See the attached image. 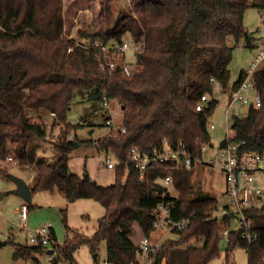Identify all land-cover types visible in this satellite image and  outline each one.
<instances>
[{
    "label": "trees",
    "instance_id": "trees-1",
    "mask_svg": "<svg viewBox=\"0 0 264 264\" xmlns=\"http://www.w3.org/2000/svg\"><path fill=\"white\" fill-rule=\"evenodd\" d=\"M63 1L0 0V158L9 157L8 144L15 143L14 159L26 165L31 140L45 137L41 125L29 122L28 110L53 113L73 130L82 126L67 122L75 92L88 93L90 100L100 99L105 92L121 106V127L126 130L118 138L107 135L95 142L116 159L115 182L102 187L87 176L78 178L69 172L70 153L89 143L75 137H62L53 145L59 156L53 165L43 158L35 162L38 176L30 187L32 193L58 190L68 202L92 199L105 209L93 238L77 235L75 241L67 239L60 259L76 264L72 258L76 247L89 243L95 252L97 245L105 241L108 263L130 264L140 255L131 239L134 224L149 237L154 231V209L162 202H171L170 218H190V224L174 232L178 239L164 242L150 264H209L219 255L223 220L214 215L217 199L188 197L185 188L192 169L173 172L174 186L181 195L170 198L162 197L163 188L157 183L167 173L166 166L151 169L141 180L136 169L126 170L122 164L131 148L149 151L164 139L172 145L184 143L198 158L204 156L203 146L213 150L207 128L218 105L213 98L215 84L231 94L248 75L241 71L230 89L227 87L233 53L227 40L240 39L245 11L254 7L263 12L264 0H132L127 12L116 15L111 12V0H93L91 21L82 23L77 35L98 39L102 44L120 43L129 37L137 48L130 60L129 77L101 70L93 51L76 47L66 52L69 43L64 41ZM244 36L249 47L250 37ZM253 81L261 108L250 106L244 118L230 115L233 136L220 147L235 143L241 152L264 151V65L254 72ZM202 96L208 100L197 109ZM249 215L254 223L250 233L255 240L247 243L240 231H231L225 256L228 259L232 250L240 247L248 255V264H264V225L260 224L264 205ZM224 225L230 227L228 222ZM42 247L19 246L13 258L31 259Z\"/></svg>",
    "mask_w": 264,
    "mask_h": 264
},
{
    "label": "rangeland",
    "instance_id": "rangeland-1",
    "mask_svg": "<svg viewBox=\"0 0 264 264\" xmlns=\"http://www.w3.org/2000/svg\"><path fill=\"white\" fill-rule=\"evenodd\" d=\"M131 1L111 0V12L114 15L127 12ZM90 5L94 8L93 0L63 1L65 17L64 41L69 43L66 50L68 54L76 48L73 41H82L77 35V28L82 23H89L91 21L90 12L92 10ZM263 16L262 10L248 7L244 15L243 35L237 42L232 37L227 40L228 46L233 48L232 60L229 65L230 79L227 86L229 89L237 80L239 73L250 70L260 53L264 52ZM93 17L97 18V13L94 12ZM244 34L250 37L249 47L247 46ZM124 40L130 41L127 36ZM263 65L264 60L257 66L256 70L259 71ZM215 86L213 98L218 101V105L208 119L207 128L210 137V149L213 148L214 150L227 138L233 136V131L230 128L232 120L230 119V115L228 117L225 115L230 92L223 90L218 83ZM87 95L88 93L83 92H75L73 95L70 108L67 112V122L72 125L82 124V126L79 125L73 130L71 129L72 127H65L53 113H47L43 110H28L29 122L41 125L45 129V137L42 140H31L27 149L30 157L26 165L15 166L7 164L3 167L4 169L0 168L6 171V174L0 172V193L3 195V199L0 200V264H31V262L33 263L31 260L33 258L38 264H46L47 250L53 249L52 244L42 247V250L38 253H33L31 259L19 258L14 260L13 258L19 246H33L29 243V240L35 235L33 232L42 227L49 226L53 229L55 240L52 237L51 240L55 242L60 253L62 250L60 246L64 245L67 239L75 241L78 237L77 235L88 240L93 238L98 220L105 214V209L100 203L92 199H78L74 202H68L58 190L31 192V202L26 203L11 193L16 186L8 179V176L11 175L22 179L29 187H33L36 184L38 176L35 162L43 158L48 164L53 165L59 157L53 145L59 143L62 137L69 140L75 137L81 141H89V143L80 146L70 153L68 159L69 172L78 178L87 176L91 182L102 187L109 186L115 182L114 170L98 168L99 163L104 162L106 158L116 162L115 158L112 153L108 152V154H105L104 151L98 149L95 142L109 134L110 128L105 124L106 118L109 115L115 127L120 126L122 109L116 100H110L109 110L103 109L100 99L90 100ZM237 105L235 107H238ZM247 111L246 107L241 108L240 117H246ZM226 129L229 134L226 133ZM15 146V143L8 144L11 152L10 156L13 158H15L13 155ZM207 153L204 161H207L214 154L213 150L210 152L208 150ZM192 173L194 178H191ZM191 176L185 188L188 191L190 199L195 198L197 195L204 198L221 199L225 192L226 183L223 175L217 169L202 164L195 171H191ZM259 178H262L259 188L261 187L263 196L261 201L256 205V208L260 210L264 205V177H257V179ZM199 184L201 190L198 189ZM168 189L172 197L178 198V188L170 185ZM22 205L28 207L29 211L25 221V230L21 231L19 229L17 211H19ZM217 212L220 213L219 208ZM218 213L214 215L217 216ZM260 224L264 225V216ZM237 227V224L234 222L233 228L236 230ZM133 228L134 233L131 239L136 244V247H139L141 240L145 236L137 224H134ZM222 230L223 227L220 230L219 255L209 264H226L227 260L232 261L234 264H248V255L240 247H235L228 256V259H226L228 238L222 234ZM149 239L151 242L158 241L163 244L170 240H177L178 235L172 232L157 230L150 234ZM1 243L6 244L1 245ZM92 249L93 247L89 243H83L76 247L72 252L74 262L76 264H98L106 261L105 241H101L96 247V260L94 259ZM56 261L57 264H68L66 261L58 259V257Z\"/></svg>",
    "mask_w": 264,
    "mask_h": 264
},
{
    "label": "built area",
    "instance_id": "built-area-1",
    "mask_svg": "<svg viewBox=\"0 0 264 264\" xmlns=\"http://www.w3.org/2000/svg\"><path fill=\"white\" fill-rule=\"evenodd\" d=\"M263 13V12H262ZM264 14V13H263ZM264 17V16H263ZM75 47H79L87 52H94L95 60L101 70H107L109 73L114 71L120 72L123 76H131L132 65L130 60L134 57L136 47L131 41L123 40L120 43H105L102 44L98 39H82V41H73ZM264 60V52H261L257 57L256 62L247 71V77L242 81L236 90H231L229 102L225 109V115L235 114L240 115V110L243 107L247 109L252 106L253 109L261 108V99L259 92L255 89L253 74L257 66ZM206 97L202 96L197 109L204 106ZM110 100L106 93L100 95V103L103 109L109 110ZM239 104V105H237ZM237 105L238 107H235ZM232 110H234L232 112ZM105 124L110 128L109 134L117 137L126 132L124 127L117 126L111 120L109 115L106 118ZM226 133L229 134L226 129ZM204 156L195 157L184 143L172 145L168 140L164 139L159 146H152L149 151H143L138 148H131L128 153L127 161L122 165L128 170L132 167L139 172L141 180H144L148 172L157 167L166 166L167 173L158 178L157 183L163 188L162 197H169L168 187L174 184L173 172L177 170H191L196 165H207L213 167L220 172L226 183V188L221 199H218L217 205L220 213L216 216L223 224L228 222L236 223V230L231 227H224L222 234L228 238L231 231H240V237L247 243L255 240L256 236L250 233L254 228V223L250 218V211L257 209L256 205L261 201L263 191L254 185V181L258 176L264 177V151H244L239 150V144L229 143L225 147L218 146L213 149V156L207 161H204L207 153V147L203 146ZM7 164L19 165L12 156L2 160L0 158V168ZM117 162H113L106 158L104 162L99 163V169L114 170ZM126 180V179H125ZM124 180V181H125ZM173 203H160L153 211L155 220L153 221V230H161L165 232H181L190 224V218H182L180 220H172L170 211ZM218 211V210H217ZM1 212V210H0ZM28 215V208L22 205L17 211L19 219V228L25 229V221ZM35 235L29 240V243L34 246L53 245L52 253L47 254L46 264H53L57 255L60 253L57 245L51 240L50 227H43L33 232ZM162 244L160 242H151L148 237L141 240L139 251L140 255L130 264H150L152 257L160 250ZM100 264H110L107 261H102ZM226 264H234L227 260Z\"/></svg>",
    "mask_w": 264,
    "mask_h": 264
},
{
    "label": "water",
    "instance_id": "water-1",
    "mask_svg": "<svg viewBox=\"0 0 264 264\" xmlns=\"http://www.w3.org/2000/svg\"><path fill=\"white\" fill-rule=\"evenodd\" d=\"M8 179L12 181L15 184V189L11 191L12 194L19 197L26 203L31 202V190L28 187V185L20 178L14 177L9 175ZM3 199L2 193H0V200ZM5 243H1V245H4ZM52 251H49V254H51Z\"/></svg>",
    "mask_w": 264,
    "mask_h": 264
},
{
    "label": "crops",
    "instance_id": "crops-1",
    "mask_svg": "<svg viewBox=\"0 0 264 264\" xmlns=\"http://www.w3.org/2000/svg\"><path fill=\"white\" fill-rule=\"evenodd\" d=\"M121 125V124H120ZM99 149V148H98ZM102 151H104L105 152V154H108V152H106L105 150H103V149H101ZM210 152V151H209ZM111 153V152H110ZM114 157V156H113ZM115 161H116V159H115ZM202 165H196L191 171H195V169L196 168H199V167H201ZM194 173V172H193ZM193 173H192V176H191V178H194V176H193ZM258 177H263V176H258ZM259 180V181H258ZM262 180V178H259V179H256L255 181H254V185L255 186H257V187H259L260 185H261V181ZM174 185V184H173ZM29 187V186H28ZM106 187V186H105ZM30 188V187H29ZM261 188V187H260ZM198 189L199 190H201V186H200V184H199V186H198ZM168 193H169V197L170 198H175V197H172L171 196V193H170V191H169V189H168ZM178 193V196L180 195V192L178 191L177 192ZM31 197H32V194H31ZM177 198V197H176ZM29 211V210H28ZM27 219V218H26ZM221 227H223V229H224V227H225V225L222 223V226ZM230 227L231 228H233L234 227V223H231L230 224ZM43 228V227H42ZM21 231L22 230H25V229H21V228H19ZM233 229H235V228H233ZM38 230V229H37ZM50 230H51V237H52V239H54L55 240V234H54V231H53V229L50 227ZM155 231V230H154ZM157 231V230H156ZM235 231V230H234ZM222 232H223V230H222ZM174 233V232H173ZM149 238V237H148ZM55 243V242H54ZM6 244V243H5ZM4 244V245H5ZM135 244V243H134ZM34 246V245H33ZM58 246H60V245H58ZM135 246H136V244H135ZM60 247H62V249H63V247H64V245H62V246H60ZM49 251H52V249H49V250H47V254H49ZM92 253L94 254V259L95 258H97V256H96V252H93L92 251ZM58 256H60L59 254L57 255V257ZM57 257H56V259H57ZM59 258H63L62 257V255L59 257ZM32 261H33V263L31 262V264H38V262L35 260V259H31ZM96 260V259H95ZM98 264H100V263H98Z\"/></svg>",
    "mask_w": 264,
    "mask_h": 264
}]
</instances>
